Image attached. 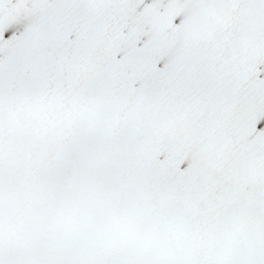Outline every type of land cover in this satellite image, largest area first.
Instances as JSON below:
<instances>
[{
	"label": "snow or ice",
	"instance_id": "obj_1",
	"mask_svg": "<svg viewBox=\"0 0 264 264\" xmlns=\"http://www.w3.org/2000/svg\"><path fill=\"white\" fill-rule=\"evenodd\" d=\"M0 264H264V0H0Z\"/></svg>",
	"mask_w": 264,
	"mask_h": 264
}]
</instances>
